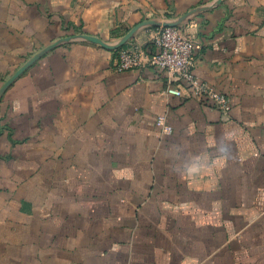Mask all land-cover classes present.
<instances>
[{
	"label": "crops",
	"instance_id": "crops-1",
	"mask_svg": "<svg viewBox=\"0 0 264 264\" xmlns=\"http://www.w3.org/2000/svg\"><path fill=\"white\" fill-rule=\"evenodd\" d=\"M175 23L227 112L115 68ZM0 264H264V0H0Z\"/></svg>",
	"mask_w": 264,
	"mask_h": 264
},
{
	"label": "built area",
	"instance_id": "built-area-1",
	"mask_svg": "<svg viewBox=\"0 0 264 264\" xmlns=\"http://www.w3.org/2000/svg\"><path fill=\"white\" fill-rule=\"evenodd\" d=\"M151 43L156 48L154 52L140 44L121 48L115 68L124 71L147 66L155 67L167 73L168 84L164 89L167 95L181 96L182 90L176 83L185 80L198 100L207 99L215 109L228 111L230 97L201 81L194 73L196 44L187 26L177 24L159 27ZM156 124L166 133L173 132V126L166 114H159L156 117Z\"/></svg>",
	"mask_w": 264,
	"mask_h": 264
},
{
	"label": "water",
	"instance_id": "water-1",
	"mask_svg": "<svg viewBox=\"0 0 264 264\" xmlns=\"http://www.w3.org/2000/svg\"><path fill=\"white\" fill-rule=\"evenodd\" d=\"M178 23H175V24H169V25H177ZM164 26H168V25H164ZM130 34H132V33H130Z\"/></svg>",
	"mask_w": 264,
	"mask_h": 264
}]
</instances>
